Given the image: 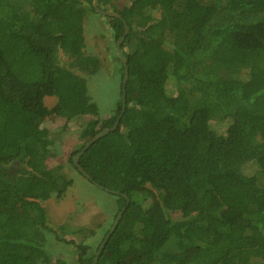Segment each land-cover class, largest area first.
<instances>
[{
	"label": "trees",
	"instance_id": "1",
	"mask_svg": "<svg viewBox=\"0 0 264 264\" xmlns=\"http://www.w3.org/2000/svg\"><path fill=\"white\" fill-rule=\"evenodd\" d=\"M114 1L98 5L121 18L91 0H0V264H52L38 199L62 198L72 180L47 166L45 97L64 128L94 117L68 159L77 172L72 157L119 118L77 161L115 198L112 221L124 209L96 264H264V0ZM95 14L114 43L128 27L125 108L114 52L119 100L104 120L84 77L101 66L86 42ZM58 239L75 246L73 264H92Z\"/></svg>",
	"mask_w": 264,
	"mask_h": 264
},
{
	"label": "rangeland",
	"instance_id": "2",
	"mask_svg": "<svg viewBox=\"0 0 264 264\" xmlns=\"http://www.w3.org/2000/svg\"><path fill=\"white\" fill-rule=\"evenodd\" d=\"M114 3L117 9L123 10L129 4V0H115ZM98 7L102 9L99 5ZM111 11L117 13L115 9ZM88 21L90 25L86 29V42L95 56L100 58L101 66L95 75L84 77L87 80L91 102L96 104L99 117L104 120L114 114L119 100L117 76L119 66L113 59L114 52L116 53V42L112 41V32L109 29L106 30L109 26L107 18H100L95 14L91 15ZM56 106L57 99L45 97L43 109L36 116L35 123L47 130L51 141L47 166L56 170L58 166L63 165L60 173L72 180V186L60 199L44 194L38 202L46 211V225L55 230L58 238L72 240L77 245H81L88 255H95L106 237V230L109 231L114 222L112 220L116 215V200L111 194L97 189L74 168L72 169L68 159L71 157V152L87 140L89 134L96 131L97 126L93 127L90 123L94 117L84 116L69 122L64 128L62 126L64 121L57 117ZM211 124L217 125V120H213ZM18 164L20 167L23 166L21 162ZM145 207L149 208V204ZM16 209L22 210V205L17 204ZM149 210L151 213L154 212L153 209ZM171 217L176 219L179 214L173 213ZM60 227L63 229L60 230ZM55 234H48L46 242V250L52 264H58V262L73 264L77 257L75 246L59 241ZM105 252L109 254V248ZM192 253L190 249L189 260Z\"/></svg>",
	"mask_w": 264,
	"mask_h": 264
},
{
	"label": "water",
	"instance_id": "3",
	"mask_svg": "<svg viewBox=\"0 0 264 264\" xmlns=\"http://www.w3.org/2000/svg\"><path fill=\"white\" fill-rule=\"evenodd\" d=\"M91 6L93 7V9L96 11V13H98L99 15H102V16H107V17H115V18H121L119 14H117L116 12L114 11H111V10H102L98 7V0H91ZM128 33V27L126 24H124V34L116 41L115 43V51H116V54L117 56L119 57V61L122 63L123 65V68H124V73H123V79H122V87H123V92H122V96H121V106H122V109L125 108V93H124V86H125V83L127 81V78H128V69H127V63H126V60L123 56V53L120 49V45L121 43L123 42L125 36L127 35ZM118 120L119 118L116 120V122L113 124V126L111 128H106V129H103L101 130L100 132H98L94 137H92L83 147V149L77 153L76 155L73 156L72 158V162L74 164V166L77 168L78 172L80 174H82V176L88 180L89 182H91V184L93 186H95L97 189L99 190H104L106 192H109L107 189H104L103 187L99 186L98 184H96L95 182L92 181V179L79 167L77 161L79 159V157L83 154V152L90 146L92 145L95 141L99 140L100 138L106 136L109 132L111 131H114L116 128H117V125H118ZM125 197V196H124ZM124 209H122V211L117 215L116 219L114 220L113 224H112V227L109 231V234L105 237V239L103 240V242L101 243V245L99 246L96 254H95V257L93 259V262L92 264H96L97 261H98V258L101 254V251L103 250L105 244L107 243L108 241V238L109 236L111 235V233L114 231L115 227L117 226L118 224V221L120 220L121 218V215H122V212H123Z\"/></svg>",
	"mask_w": 264,
	"mask_h": 264
}]
</instances>
